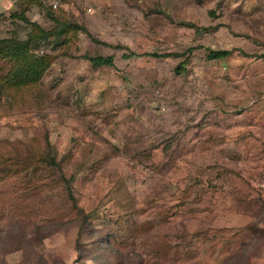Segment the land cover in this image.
Instances as JSON below:
<instances>
[{
  "label": "rangeland",
  "instance_id": "1",
  "mask_svg": "<svg viewBox=\"0 0 264 264\" xmlns=\"http://www.w3.org/2000/svg\"><path fill=\"white\" fill-rule=\"evenodd\" d=\"M23 14L92 37L0 83V264H264V0H0V40Z\"/></svg>",
  "mask_w": 264,
  "mask_h": 264
},
{
  "label": "trees",
  "instance_id": "2",
  "mask_svg": "<svg viewBox=\"0 0 264 264\" xmlns=\"http://www.w3.org/2000/svg\"><path fill=\"white\" fill-rule=\"evenodd\" d=\"M215 14V12H211ZM22 20L31 25L32 30L28 34L26 40H14V39H2L0 40V59L8 61L10 68L0 79L1 86L6 90H23L31 86L37 85L43 78L46 71L52 65V57L49 54L38 55L36 52L42 44H58L61 39H66L70 34L85 33L92 37L88 29L74 22H63L56 20V27L50 31L43 29L37 23L30 22L23 14ZM189 27L196 29L198 32L208 31L210 28L199 27L196 24L188 23ZM95 39V38H93ZM96 42L98 40L95 39ZM192 48L188 52L183 53H166V54H151L157 58H168V57H182L186 56L187 53L192 54ZM208 50V59L219 60L231 55L229 50ZM138 56L136 53L130 55H124V57ZM93 67H113L114 61L112 57L96 56L88 57L85 56ZM183 66H179L178 70H182ZM48 161L52 165V168L59 170L64 182L63 185L73 201V208L77 213L82 214V209L78 208L75 197L72 191L71 180L64 178L63 169L60 163L57 162L55 156L48 157Z\"/></svg>",
  "mask_w": 264,
  "mask_h": 264
}]
</instances>
